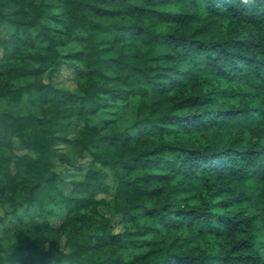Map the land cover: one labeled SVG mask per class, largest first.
Wrapping results in <instances>:
<instances>
[{
    "label": "trees",
    "instance_id": "16d2710c",
    "mask_svg": "<svg viewBox=\"0 0 264 264\" xmlns=\"http://www.w3.org/2000/svg\"><path fill=\"white\" fill-rule=\"evenodd\" d=\"M0 26V264H264V0H0Z\"/></svg>",
    "mask_w": 264,
    "mask_h": 264
},
{
    "label": "rangeland",
    "instance_id": "374dc122",
    "mask_svg": "<svg viewBox=\"0 0 264 264\" xmlns=\"http://www.w3.org/2000/svg\"><path fill=\"white\" fill-rule=\"evenodd\" d=\"M0 32H3L1 26H0ZM61 72L55 73L53 75V77L51 78V81L57 85H60L63 83L65 85H67L68 87H71V79L69 78L71 74H69L68 72H65V73H63V71H61ZM77 128H78V123L74 122V124L72 126L71 136H70L71 139L76 137ZM13 144H14V152L16 154L21 155V154L27 152L23 148V146L19 143L17 138L13 141ZM60 148L63 152L69 153L70 144L61 145ZM87 159L88 158L85 157L77 165L69 166V165H65V164L59 162L56 158H54V159H52L51 168L53 170L57 171L62 177L66 178V179H71L75 176L80 177L83 175V172H84L83 167L86 165ZM109 183H111V182L109 181ZM110 193H111V191L108 190L106 193L107 197L111 196ZM100 210L103 211V207ZM62 219H64V218L61 216L58 218H54L51 220V223L55 226L59 225L60 222L62 221ZM61 240H64V238H62ZM61 243H63V241Z\"/></svg>",
    "mask_w": 264,
    "mask_h": 264
}]
</instances>
